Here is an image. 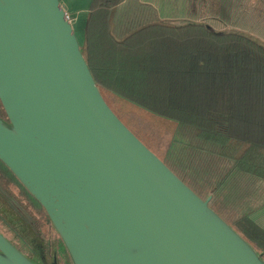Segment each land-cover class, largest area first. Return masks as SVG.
<instances>
[{
  "label": "water",
  "instance_id": "95a60500",
  "mask_svg": "<svg viewBox=\"0 0 264 264\" xmlns=\"http://www.w3.org/2000/svg\"><path fill=\"white\" fill-rule=\"evenodd\" d=\"M85 27L62 0H0V161L50 227L8 237L0 222V264H264L214 194L195 191L112 108Z\"/></svg>",
  "mask_w": 264,
  "mask_h": 264
},
{
  "label": "trees",
  "instance_id": "16d2710c",
  "mask_svg": "<svg viewBox=\"0 0 264 264\" xmlns=\"http://www.w3.org/2000/svg\"><path fill=\"white\" fill-rule=\"evenodd\" d=\"M114 2L104 0V6ZM91 18L88 61L103 95L177 122L179 139L187 142L176 145L166 163L202 196L213 193L216 210L223 209V196L231 191L234 201L226 202L223 217L235 221L264 255V231L251 218L264 204L259 198L264 180L258 177L262 186L256 187L247 182H256L249 179L254 168L264 171L257 164L264 152V47L199 24L147 25L120 44L109 37L107 25L91 28ZM109 51L113 58H105ZM208 132L222 136L223 143L209 141ZM229 139L245 143L242 154ZM0 169L29 194L1 161Z\"/></svg>",
  "mask_w": 264,
  "mask_h": 264
},
{
  "label": "rangeland",
  "instance_id": "374dc122",
  "mask_svg": "<svg viewBox=\"0 0 264 264\" xmlns=\"http://www.w3.org/2000/svg\"><path fill=\"white\" fill-rule=\"evenodd\" d=\"M223 1L221 0V2ZM226 1L232 2L233 5L230 4L229 9L224 12H220L216 8L211 9L210 3L203 4L201 0H116L110 6L123 5L124 9L128 11L125 12L130 14L131 18L137 16L136 21L139 20V25H143V27L153 24H172L182 27L191 23H198L199 25L207 23L214 27L216 31L238 33L264 47V0ZM171 8H175V10H170ZM106 99L119 117L165 162L173 153L175 147L179 146V143L187 142L179 139L180 127L177 122L154 116L123 100L114 98L110 94L107 95ZM244 148L241 147V154ZM203 153L208 154L205 149H203ZM260 163L264 165V152L263 158L257 159V164ZM259 178L262 179L260 176ZM249 179L257 182L247 181L254 187L261 185L260 180L255 176ZM262 191L264 190L262 189ZM231 194V191L224 194L223 197H227V201H223V209H226V202L234 201V196H231ZM0 209L5 218H9L14 226L19 227V233L30 234V237L36 235V231H33L32 226L24 222V219H21L20 215L10 208L1 197ZM223 209L217 208L224 215ZM231 223L237 229L238 224L235 221ZM2 230H5V228L2 227Z\"/></svg>",
  "mask_w": 264,
  "mask_h": 264
},
{
  "label": "crops",
  "instance_id": "0c3cea01",
  "mask_svg": "<svg viewBox=\"0 0 264 264\" xmlns=\"http://www.w3.org/2000/svg\"><path fill=\"white\" fill-rule=\"evenodd\" d=\"M62 2L77 27H85L86 23V35L93 9L95 12L91 18L90 27L92 28L102 23L107 25L109 28V37L120 44L127 41L129 37L137 34L140 26L141 28L143 27V25H139V20L136 21L137 16L131 18V15L126 13L128 11L124 9L123 5H119L118 7L104 6V0H101L103 4L99 0H62ZM170 10H175V8H171ZM106 13L108 14L106 15ZM92 50L96 54L106 52V50L104 52L101 50L95 51L93 48ZM95 57L98 58L101 56L97 55ZM111 57L113 58L111 51H109L105 58ZM112 96L116 98V96ZM251 218L264 231V206L255 211Z\"/></svg>",
  "mask_w": 264,
  "mask_h": 264
},
{
  "label": "flooded vegetation",
  "instance_id": "af4514ba",
  "mask_svg": "<svg viewBox=\"0 0 264 264\" xmlns=\"http://www.w3.org/2000/svg\"><path fill=\"white\" fill-rule=\"evenodd\" d=\"M204 3H210L211 9L216 8L217 10L222 9L223 7L233 5L232 2H228L224 0H201ZM1 109V104H0ZM29 195V194H28ZM24 192V190L13 180L5 177L0 169V197L5 201V203L12 208L18 215H20L21 219H24V222L29 223L32 226L33 231H40L41 234L45 236L50 235V227L45 225L46 219L43 214L42 208L40 209L31 198ZM264 196H259L260 200ZM0 222L4 225L2 227L5 228L3 230L5 236L9 237V233H11L10 228L13 230V227H16L12 224V222L7 221L0 214ZM39 247V246H38Z\"/></svg>",
  "mask_w": 264,
  "mask_h": 264
}]
</instances>
